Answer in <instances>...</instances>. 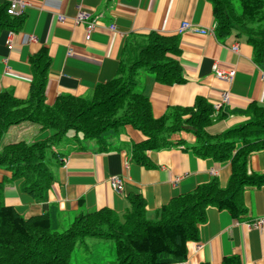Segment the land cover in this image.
I'll return each mask as SVG.
<instances>
[{
    "label": "crops",
    "instance_id": "crops-1",
    "mask_svg": "<svg viewBox=\"0 0 264 264\" xmlns=\"http://www.w3.org/2000/svg\"><path fill=\"white\" fill-rule=\"evenodd\" d=\"M10 1L0 0V8L9 7ZM21 1L27 4L21 28L0 31V92L27 99L33 79L30 58L46 49L51 63L46 104L54 105L60 96L89 97L98 85L116 77L129 38L140 37L141 41V37L158 33L178 37L185 82L163 85L150 72L140 73L138 88L149 99L155 118L172 108H191L199 98L214 107L228 92L229 105L223 108L228 116L206 128L209 135L216 136L247 121L244 111L250 104H264V60L254 61L253 47L237 31L217 37L208 0ZM79 11L89 13L81 24L75 21ZM59 15L65 19L59 20ZM185 22L199 31L182 30ZM90 23L95 26L88 32ZM216 69L233 73V79L219 78ZM50 135V130L25 122L11 127L4 139L8 143L34 142ZM104 138L109 144L104 151L96 142L82 140L61 151L64 156L47 202L37 203L20 190L19 182H11L6 187V205L24 218L42 215L53 207L61 224L67 226L81 210L110 209L123 216L131 209L129 197L140 195L146 202L147 219L155 221L171 200L213 178L226 187L232 172L230 161L198 157L192 150L196 137L189 132L171 135L172 145L167 149L148 151L150 167L132 160L133 146L147 139L141 131L129 125ZM248 171L264 175V150L249 156ZM115 176L123 180L120 192L110 184ZM10 179L0 170V182ZM243 204L246 214L240 219L208 207L199 239L188 242V257L181 264H222L228 256H238L242 264H264V225L262 229L252 227L264 218V185L247 188Z\"/></svg>",
    "mask_w": 264,
    "mask_h": 264
},
{
    "label": "trees",
    "instance_id": "trees-1",
    "mask_svg": "<svg viewBox=\"0 0 264 264\" xmlns=\"http://www.w3.org/2000/svg\"><path fill=\"white\" fill-rule=\"evenodd\" d=\"M214 10L216 35L233 31L245 35L254 50V61L264 60V0H208ZM8 4L0 8V31H17L24 16L12 17ZM128 39L116 77L98 85L89 97L60 96L46 104L50 57L46 49L30 58L32 83L29 96L17 99L12 92H0V170L11 179L0 182V264H181L187 260L188 242L198 241L200 225L206 222L207 208L228 211L234 219L246 214L243 193L264 185V175L249 173L248 159L264 150V104L252 103L244 111L247 121L220 135L206 128L228 116L203 98L191 108H172L155 118L149 99L139 91L138 79L144 70L163 85L185 82L178 60V37L151 33ZM50 130L48 139L21 140L4 145L11 127L21 123ZM141 131L147 139L135 144L132 160L150 167L148 151L169 148L170 137L189 132L196 137L193 152L200 158L230 161L232 172L226 187L216 178L180 195L152 221L146 216V202L140 195L129 197L131 209L123 216L110 209L81 210L67 226L55 209L24 218L5 203V188L19 182L20 190L37 203L48 201L55 180L52 168L63 159L56 143L69 133L71 140L94 141L100 151L108 147L104 136L125 126ZM58 161V165L53 162ZM81 208L83 201H80ZM95 240V241H94ZM207 264V263H202ZM222 264H242L238 256H228Z\"/></svg>",
    "mask_w": 264,
    "mask_h": 264
},
{
    "label": "built area",
    "instance_id": "built-area-1",
    "mask_svg": "<svg viewBox=\"0 0 264 264\" xmlns=\"http://www.w3.org/2000/svg\"><path fill=\"white\" fill-rule=\"evenodd\" d=\"M26 7H27V4L24 1L11 0L9 2V7L7 9V13H8V15H10L12 17L22 16L25 13ZM59 16H60L59 20L65 19L64 16H62V15H59ZM88 18H89V13H87L85 11H79L77 16L75 17V21H76V23L81 24V23H84ZM94 26H95L94 23H90L87 27L88 32L92 31ZM181 29L182 30L188 29V30L199 31L198 29L194 28L190 23H187V22L182 23ZM202 32H205V31H202ZM89 38H90V36L88 35L87 39H89ZM234 49L236 50V47ZM216 74L219 78L224 79L226 81H231L233 79V73H224L223 71L216 69ZM262 80L264 81V75L262 76ZM228 105H229V93L224 92L222 94L221 103L214 106L215 113L217 114L221 109H223L224 107H226ZM110 184L116 192H120L123 189V181L121 178H119L117 176L112 177V179L110 180ZM263 225H264V218L259 219V220L252 223V227L257 228V229H262Z\"/></svg>",
    "mask_w": 264,
    "mask_h": 264
},
{
    "label": "rangeland",
    "instance_id": "rangeland-1",
    "mask_svg": "<svg viewBox=\"0 0 264 264\" xmlns=\"http://www.w3.org/2000/svg\"><path fill=\"white\" fill-rule=\"evenodd\" d=\"M234 2L236 3V6H237V0H234ZM145 72H149V71H146V70H144V71H142V73H145ZM21 124H23V123H21ZM25 124V123H24ZM26 124H28V122H26ZM123 128H119L117 131H119V130H122ZM113 132H116V131H113ZM70 137H72V133H69V134H67L66 136H64L63 137V139H61L60 141H58L57 143H56V147L55 148H57L58 150H63V149H67L68 148V146L70 145L69 143H75L76 141H73V140H71L72 138H70ZM17 140H19V139H17ZM27 140H31V139H27ZM44 140H46V139H43V140H41V139H39V140H37V141H34V142H38V141H44ZM21 141V140H20ZM19 142V141H18ZM94 142V141H93ZM5 143V144H4ZM3 144L4 145H8V144H13V143H8L7 142V140L6 139H3ZM53 162L56 164V165H58V161L56 160V159H53ZM56 169H57V167H55V168H52V170L55 172L56 171ZM120 178V177H119ZM111 179H112V177H111ZM110 179V180H111ZM122 179V178H121ZM123 181V180H122ZM7 187V186H6ZM5 195H6V188H5ZM5 201H6V196H5ZM95 241V240H94Z\"/></svg>",
    "mask_w": 264,
    "mask_h": 264
}]
</instances>
